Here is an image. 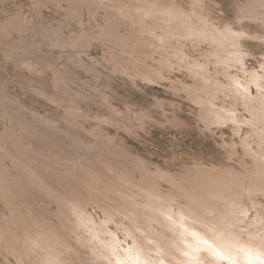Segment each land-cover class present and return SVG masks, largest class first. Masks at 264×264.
Instances as JSON below:
<instances>
[{
	"label": "rangeland",
	"instance_id": "374dc122",
	"mask_svg": "<svg viewBox=\"0 0 264 264\" xmlns=\"http://www.w3.org/2000/svg\"><path fill=\"white\" fill-rule=\"evenodd\" d=\"M181 21L192 34L171 35ZM259 107L264 0H0V264H111L137 237L170 264L132 208L178 212L202 174L251 176ZM243 194L242 240L264 226V191Z\"/></svg>",
	"mask_w": 264,
	"mask_h": 264
},
{
	"label": "bare ground",
	"instance_id": "6f19581e",
	"mask_svg": "<svg viewBox=\"0 0 264 264\" xmlns=\"http://www.w3.org/2000/svg\"><path fill=\"white\" fill-rule=\"evenodd\" d=\"M178 25L179 26L168 25L167 28L170 29L169 33L171 35L172 34H175V35L192 34V30L190 29V27H188L189 26L188 24L186 23L184 24V22L181 21V23ZM218 89H221V88H218ZM212 94H213L212 91L208 93L207 95L208 99L212 96ZM215 112L216 111L214 109L210 108L206 111V114L211 119H215V120L222 119V115H217ZM254 116L258 119L263 118L264 109H261L259 107L256 110V112H254ZM259 140L262 142V143L260 142L262 144V147H261L262 149H261V152L258 153L257 155L256 167L252 171L253 172L252 175L249 176L248 178H242L240 180L237 177L238 178L237 180V178H234L233 176H231L232 178L226 177L225 174L224 176L216 175L214 177H211V176L205 177L207 176V174L206 175L204 174L205 176L202 174L200 175L201 179L198 178L200 179L197 183L198 185H196L198 186V190L196 191L194 190L196 193H194V191L191 193L190 191L186 193V195H184V197L188 198V200L186 199V201L189 203V205L186 206L187 208H185V210L183 208H182L183 210L179 208L178 212H174L170 203H164V201L160 203L161 200L158 202L156 208L153 206L155 210L147 209L148 211H146V209H144L142 210V212H140V210H138L137 208H136L137 210L136 209L134 210L131 206L132 210L134 211L132 214L133 217L131 219L137 222L138 229H142L146 233L147 236H150V233H151L150 229L154 227V222L161 227L162 229L161 236H158L157 238L161 240L164 239L165 242H167L166 244H168V246L166 245L168 249L165 250V247H164V250H162V246H161L162 243L160 242H159V249H160V252L162 251L161 255L163 257H165V255H169V259L171 261L170 264H194L196 261L200 260L203 255H205V258H207L209 262L214 261V262L220 263L222 260L225 259L227 262H229V264H264V226H263V230H261L262 228L260 229L261 231H263L262 233L260 232L259 235L253 234L252 237H249L243 240L240 239L242 237L240 236V234H238V232L236 233L234 232V230H232L233 228H229L231 224H232L231 226L234 225L235 220L238 218L237 214L240 211V203H242L243 200H245V199L242 200V195L244 196L243 193H247L255 189H260L264 191V162H262L264 158V136L262 137L260 136ZM147 182H148L147 184L150 185L149 181ZM149 185H145L146 187H142V190H143L142 192H144V195L152 196V193H151L152 186H149ZM193 188L194 187H192V189ZM183 193L185 194V192ZM132 195L133 194L131 193V196ZM158 198L160 197H157L156 199ZM71 200L72 199L70 198V201ZM133 201H135V199ZM216 201H219L220 204L222 203L223 204L222 206H225V207L223 209H219L220 207L217 206L218 203ZM76 202L78 203V198ZM126 204H128V202ZM149 206H151V204ZM125 209H127V207ZM214 212L217 213V216ZM62 213L67 218V216H71V217L76 216L77 210L73 206H70L64 203V209H62ZM78 214L77 216L80 217V214L79 215ZM210 214H214L216 217L214 218L213 217L214 215L211 216ZM67 221H69V219H67ZM79 222L76 221L75 223H79ZM194 222L197 225L194 226L192 224ZM146 230L149 232H147ZM137 241H139L138 237L133 239V242H134L133 249H135L136 255L132 256V255H129L127 252L128 254L127 257L126 256L122 257L116 254L115 252L114 257L110 259L111 260L110 263L111 264H166L163 261L149 259L146 251L144 250L143 247H141V245H139ZM57 242L58 240L52 239L53 244H56ZM112 250H113V247L110 246L108 249V253H110ZM198 255L201 258H195ZM101 256L103 255L101 254ZM51 260L53 261L54 264H58L57 258H52ZM28 262H29V259H28Z\"/></svg>",
	"mask_w": 264,
	"mask_h": 264
}]
</instances>
